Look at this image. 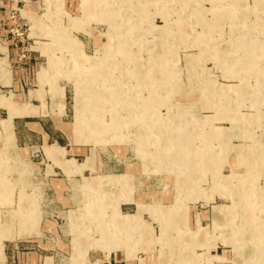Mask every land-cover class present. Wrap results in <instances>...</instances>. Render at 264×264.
<instances>
[{
	"label": "rangeland",
	"instance_id": "374dc122",
	"mask_svg": "<svg viewBox=\"0 0 264 264\" xmlns=\"http://www.w3.org/2000/svg\"><path fill=\"white\" fill-rule=\"evenodd\" d=\"M0 264H264V0H0Z\"/></svg>",
	"mask_w": 264,
	"mask_h": 264
},
{
	"label": "crops",
	"instance_id": "0c3cea01",
	"mask_svg": "<svg viewBox=\"0 0 264 264\" xmlns=\"http://www.w3.org/2000/svg\"><path fill=\"white\" fill-rule=\"evenodd\" d=\"M50 144H54V143H49V144H46V145H50ZM46 145H44V146H46ZM61 146H63V145H61ZM64 147V146H63ZM65 148V147H64ZM66 149V148H65ZM69 158H74V157H69ZM140 169V167L138 168V167H134L132 164H130V163H128L127 164V166H126V170H127V172H129V173H132L133 174V172H134V170H139ZM197 217H198V215H197ZM199 218V217H198ZM198 218H197V220H198ZM198 223V222H197ZM218 255V254H217Z\"/></svg>",
	"mask_w": 264,
	"mask_h": 264
}]
</instances>
